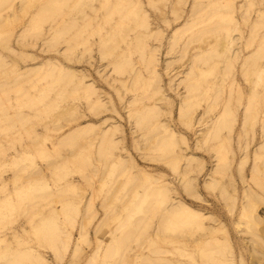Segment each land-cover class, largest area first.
<instances>
[{
	"label": "rangeland",
	"instance_id": "374dc122",
	"mask_svg": "<svg viewBox=\"0 0 264 264\" xmlns=\"http://www.w3.org/2000/svg\"><path fill=\"white\" fill-rule=\"evenodd\" d=\"M0 264H264V0H0Z\"/></svg>",
	"mask_w": 264,
	"mask_h": 264
},
{
	"label": "bare ground",
	"instance_id": "6f19581e",
	"mask_svg": "<svg viewBox=\"0 0 264 264\" xmlns=\"http://www.w3.org/2000/svg\"><path fill=\"white\" fill-rule=\"evenodd\" d=\"M18 109L19 108L14 110L13 115H12L13 119H15V120H20L21 119V117L18 116V114H19V110ZM246 112L248 113L249 111H246ZM16 115H17V117H16ZM10 116H11V114H10ZM10 116H9V118H10ZM247 117H248V115L246 116V118ZM170 211H172L173 213H179L178 216L180 215L181 218L189 219L190 217H188V216L191 215L192 212H194V209H192L191 207L183 204L182 202H178L177 201V202H174L172 204Z\"/></svg>",
	"mask_w": 264,
	"mask_h": 264
}]
</instances>
